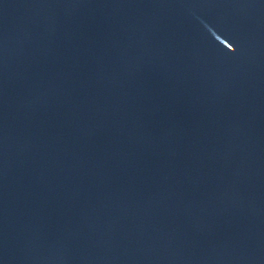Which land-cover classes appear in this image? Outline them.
<instances>
[{
  "label": "water",
  "instance_id": "95a60500",
  "mask_svg": "<svg viewBox=\"0 0 264 264\" xmlns=\"http://www.w3.org/2000/svg\"><path fill=\"white\" fill-rule=\"evenodd\" d=\"M0 264H264V193L156 219L0 227Z\"/></svg>",
  "mask_w": 264,
  "mask_h": 264
}]
</instances>
